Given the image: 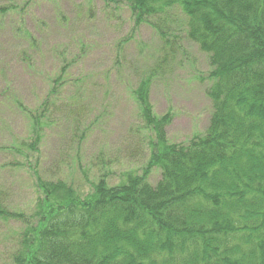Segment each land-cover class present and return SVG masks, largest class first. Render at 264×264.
<instances>
[{
    "label": "trees",
    "instance_id": "obj_1",
    "mask_svg": "<svg viewBox=\"0 0 264 264\" xmlns=\"http://www.w3.org/2000/svg\"><path fill=\"white\" fill-rule=\"evenodd\" d=\"M101 1L125 5L136 28L156 30L169 51L163 64L180 28L208 56L210 126L188 144L170 143L173 116L154 113L156 76L143 79L133 95L150 135L148 168L161 172L157 185L148 171L130 172L117 186L99 180L83 196L35 171L38 202L29 214L0 198V224L21 227L3 228L9 252L0 264H264V0ZM175 11L185 26L161 22ZM60 80L52 79L43 113L30 112L35 138L27 149L38 151L56 122L55 112L47 115Z\"/></svg>",
    "mask_w": 264,
    "mask_h": 264
},
{
    "label": "rangeland",
    "instance_id": "obj_2",
    "mask_svg": "<svg viewBox=\"0 0 264 264\" xmlns=\"http://www.w3.org/2000/svg\"><path fill=\"white\" fill-rule=\"evenodd\" d=\"M163 21L179 27L186 22L176 11ZM176 30L174 53L163 64L169 51L156 30L148 24L136 28L125 5L0 0V198L5 205L27 214L35 208V171L46 180H63L83 196L99 180L117 186L130 172L148 171L157 185L161 172L148 168L150 135L133 95L139 83L156 76L151 101L158 117L173 116L170 143L188 144L205 135L213 112L209 58L182 28ZM159 65L163 68L157 70ZM60 77V96L51 100L47 115L55 112L56 122L41 133L38 151L27 149L24 144L35 138L30 112L43 113L51 81ZM3 228L7 233L21 229L0 224V234ZM0 237L5 260L8 239Z\"/></svg>",
    "mask_w": 264,
    "mask_h": 264
}]
</instances>
